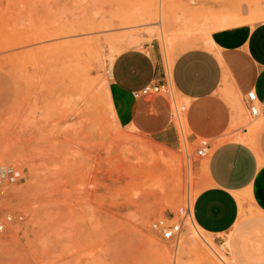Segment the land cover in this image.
Instances as JSON below:
<instances>
[{"label": "rangeland", "instance_id": "rangeland-1", "mask_svg": "<svg viewBox=\"0 0 264 264\" xmlns=\"http://www.w3.org/2000/svg\"><path fill=\"white\" fill-rule=\"evenodd\" d=\"M261 22L264 0H0V173L12 174L0 221L25 217L0 233V264H235L225 235L151 230L193 206L210 153L197 155L182 116L177 149L120 126L109 79L126 50L154 45L171 70L213 31ZM161 96L185 105L172 87ZM241 113L247 142L257 129Z\"/></svg>", "mask_w": 264, "mask_h": 264}, {"label": "crops", "instance_id": "crops-1", "mask_svg": "<svg viewBox=\"0 0 264 264\" xmlns=\"http://www.w3.org/2000/svg\"><path fill=\"white\" fill-rule=\"evenodd\" d=\"M208 41V47L178 54L171 70L154 45L119 54L109 79L112 108L120 126L177 149L180 137L169 100L140 93L164 82L175 89L187 108V141L209 145L207 186L193 204L194 221L217 240L225 235L233 263L264 264V22L213 31ZM251 91L260 115L252 118L255 136H247L245 128L247 142H242L236 126L242 106L248 111L245 98Z\"/></svg>", "mask_w": 264, "mask_h": 264}, {"label": "built area", "instance_id": "built-area-1", "mask_svg": "<svg viewBox=\"0 0 264 264\" xmlns=\"http://www.w3.org/2000/svg\"><path fill=\"white\" fill-rule=\"evenodd\" d=\"M141 95L148 94H169L171 93V86L168 82L151 84L144 88ZM140 94H135V96H139ZM246 105L248 107V112L251 118H256L260 115V106L259 99L255 91H251L246 95L245 98ZM187 112L186 106H181L180 109H176L174 111L173 116L178 120L180 117ZM197 155L200 158H207L209 156V145L206 142H201L200 147L197 149ZM11 171L6 170L5 174L0 173V205L3 198V185L5 184V180L9 179L11 176ZM18 179L23 180L24 177L17 176ZM178 220H175V216L173 218H159L151 223V230L156 233L161 240L165 242L178 241L181 236L187 232L189 226L194 227V217H193V206L188 203L186 206L181 207L177 212ZM25 221V217L22 213L18 214H7L5 218L0 221V233H3L7 226L13 223H23ZM229 256V253L227 252Z\"/></svg>", "mask_w": 264, "mask_h": 264}, {"label": "bare ground", "instance_id": "bare-ground-1", "mask_svg": "<svg viewBox=\"0 0 264 264\" xmlns=\"http://www.w3.org/2000/svg\"><path fill=\"white\" fill-rule=\"evenodd\" d=\"M228 19H229V18H228ZM194 225H195L194 227L198 228V230H199V226L197 225V223H196L195 221H194ZM202 232H204V231H202ZM204 233H205V232H204ZM197 234H201V232L198 231ZM205 234H206V233H205Z\"/></svg>", "mask_w": 264, "mask_h": 264}]
</instances>
